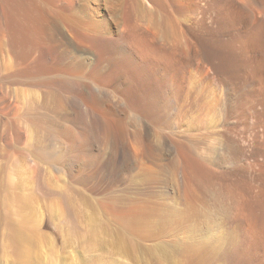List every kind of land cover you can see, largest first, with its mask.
<instances>
[{
    "label": "bare ground",
    "instance_id": "obj_1",
    "mask_svg": "<svg viewBox=\"0 0 264 264\" xmlns=\"http://www.w3.org/2000/svg\"><path fill=\"white\" fill-rule=\"evenodd\" d=\"M142 1L0 0V198L50 193L9 149L88 165L99 112H127L108 150L128 148L148 242L177 264H264V0ZM72 103L92 127L74 147Z\"/></svg>",
    "mask_w": 264,
    "mask_h": 264
},
{
    "label": "rangeland",
    "instance_id": "obj_2",
    "mask_svg": "<svg viewBox=\"0 0 264 264\" xmlns=\"http://www.w3.org/2000/svg\"><path fill=\"white\" fill-rule=\"evenodd\" d=\"M82 109L75 103L68 106L63 135L70 145L75 130L92 134L91 117ZM97 119L101 123L99 143L83 147L89 154L88 165L66 157L67 166L59 171L49 158L41 161L38 171L27 156L9 149L12 160L6 169L29 185L42 181L50 193L42 194L41 201L29 196L24 208H19L10 191L0 198V264H177L166 253L161 256L158 246L147 240L143 215L132 200L136 194L126 172L130 168L127 146L117 140L112 151L108 150L114 129L127 125L129 114L100 111ZM18 127L30 137L38 131L29 122ZM47 134L52 147L49 131ZM0 143L3 150L1 139Z\"/></svg>",
    "mask_w": 264,
    "mask_h": 264
}]
</instances>
